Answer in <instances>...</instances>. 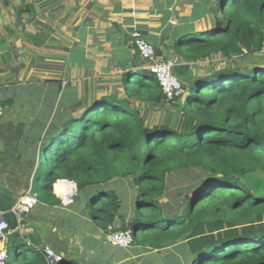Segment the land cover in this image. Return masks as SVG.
Wrapping results in <instances>:
<instances>
[{"label": "trees", "instance_id": "1", "mask_svg": "<svg viewBox=\"0 0 264 264\" xmlns=\"http://www.w3.org/2000/svg\"><path fill=\"white\" fill-rule=\"evenodd\" d=\"M220 11L216 26L174 45L189 67L216 54L229 62L193 75L183 84V99L168 101L144 70L125 83L126 98L112 93L80 104L31 142L41 149L31 186L38 204L62 205L55 185L67 180L102 230H131L134 245L151 250L177 244L171 263L264 264V0H221ZM249 56L252 64L245 65ZM174 103L177 114L147 121L149 108ZM173 175L181 186L169 180ZM115 178L133 183L132 204L107 188ZM17 198L0 187L9 240L22 248L9 245L6 264H48L42 250L25 248L16 230Z\"/></svg>", "mask_w": 264, "mask_h": 264}, {"label": "crops", "instance_id": "2", "mask_svg": "<svg viewBox=\"0 0 264 264\" xmlns=\"http://www.w3.org/2000/svg\"><path fill=\"white\" fill-rule=\"evenodd\" d=\"M220 2L0 0V101H8L0 118V187L15 190L17 197L31 188L41 150H34L31 142L43 139L62 116L74 112L72 108L87 107L112 93L127 97L125 83L149 64L136 48L133 33L153 40L162 52L158 57L174 59L176 75L183 84L191 83L192 64L188 66L174 45L189 33L216 26L222 16ZM134 103L145 114V105ZM159 109L149 108L147 121ZM60 181L55 187L59 198ZM85 203V197H79L57 206L37 204L24 213L19 233L25 248L50 246L68 264H125L140 251L147 252L140 245L128 250L108 242V231L92 221ZM77 219L87 228H76ZM119 224L120 219L114 223ZM9 245L22 249L9 237L0 248ZM34 256L29 251V257Z\"/></svg>", "mask_w": 264, "mask_h": 264}, {"label": "built area", "instance_id": "3", "mask_svg": "<svg viewBox=\"0 0 264 264\" xmlns=\"http://www.w3.org/2000/svg\"><path fill=\"white\" fill-rule=\"evenodd\" d=\"M134 43L139 50L140 55L148 60L149 64L146 70L156 77L158 83L162 87L164 94L168 101H175L185 96V90L183 88V82L176 75L174 69L176 61L174 59H161L157 56L154 46L147 41L141 34L133 33ZM3 105L0 101V118L3 116ZM65 189L62 192L61 202H66L74 198L77 194V187L74 183H70L66 180H61L58 186ZM67 185H71L69 189ZM56 187V185H55ZM38 204L37 194H35L31 188L24 192L23 196H18L15 205L11 208V212L15 214L19 225L16 230L22 229L23 215L30 212ZM4 212H0V246L4 245L8 239L11 231L8 229V223L4 220ZM107 234V240L111 244L120 248H129L134 245V237L131 230H115L113 226H109ZM41 250L48 264H59L63 260L62 256L56 252L50 246H43ZM6 249L0 248V264H6Z\"/></svg>", "mask_w": 264, "mask_h": 264}, {"label": "rangeland", "instance_id": "4", "mask_svg": "<svg viewBox=\"0 0 264 264\" xmlns=\"http://www.w3.org/2000/svg\"><path fill=\"white\" fill-rule=\"evenodd\" d=\"M204 31V30H201ZM259 57V56H258ZM251 57L249 56L245 61H243V63L245 65H251L253 59H251ZM228 60H226L225 58H223L222 55L220 54H216L213 55L212 57L208 58L205 61H201V62H197V63H192V74L195 76H199L203 73H207V72H211V71H218L221 70L223 68L226 67V65L228 64ZM141 73H137L134 74V78L139 79L140 78ZM133 80V79H132ZM132 108V106H130ZM178 112V106L174 103L172 105H168L167 107H164L162 109L159 110H155L152 111L150 114V120L151 122H156L158 123L159 120L165 118V116H167L169 113L171 114H177ZM180 176H176L173 175L169 178L170 181H172V183H176L177 186H181L182 185V181L179 178ZM107 188L108 189H114L117 192L120 193V195L122 196V198L125 199V204L129 205V202L131 200L132 197V193L134 190V186L133 183L130 180H122L119 179L118 182L112 183V182H108L107 183ZM172 188L175 189L176 186L173 184ZM79 197V193L74 195L75 200L78 199ZM83 198V197H81ZM85 222V221H83ZM75 226H77L76 228L78 229H86L87 227L81 224L80 220L77 219V222H75ZM135 245H132L129 248L126 249H131L133 248ZM177 244L172 245L170 247H167L163 250L157 251V250H150L148 248L147 252L144 253V251H140V254H136L135 258H132L130 260H128L125 264H174L171 263L172 261H175L172 259V256L175 255L174 253L177 251L176 249ZM135 248V247H134ZM139 248L133 249V251H138ZM178 254V253H177ZM179 264H187L186 262H182Z\"/></svg>", "mask_w": 264, "mask_h": 264}, {"label": "bare ground", "instance_id": "5", "mask_svg": "<svg viewBox=\"0 0 264 264\" xmlns=\"http://www.w3.org/2000/svg\"><path fill=\"white\" fill-rule=\"evenodd\" d=\"M67 187L70 189L71 188V185H67ZM58 191L59 193H62L65 189H63L62 187L58 186Z\"/></svg>", "mask_w": 264, "mask_h": 264}, {"label": "water", "instance_id": "6", "mask_svg": "<svg viewBox=\"0 0 264 264\" xmlns=\"http://www.w3.org/2000/svg\"><path fill=\"white\" fill-rule=\"evenodd\" d=\"M147 41H149L151 44L152 43H155V42H153V40H150L149 38H147V37H144ZM124 65V64H123ZM125 66V65H124ZM67 181V180H66ZM24 195V193H20V195L19 196H23Z\"/></svg>", "mask_w": 264, "mask_h": 264}]
</instances>
